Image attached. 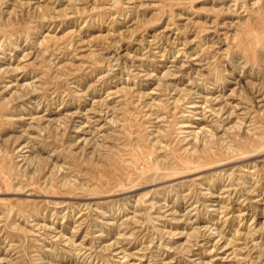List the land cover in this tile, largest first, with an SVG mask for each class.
<instances>
[{"label":"rangeland","instance_id":"obj_1","mask_svg":"<svg viewBox=\"0 0 264 264\" xmlns=\"http://www.w3.org/2000/svg\"><path fill=\"white\" fill-rule=\"evenodd\" d=\"M0 264H264V0H0Z\"/></svg>","mask_w":264,"mask_h":264}]
</instances>
